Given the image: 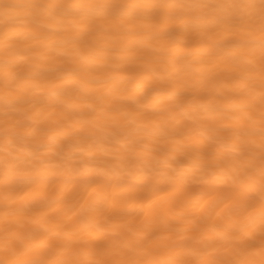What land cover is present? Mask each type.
I'll use <instances>...</instances> for the list:
<instances>
[{
    "label": "bare ground",
    "instance_id": "bare-ground-1",
    "mask_svg": "<svg viewBox=\"0 0 264 264\" xmlns=\"http://www.w3.org/2000/svg\"><path fill=\"white\" fill-rule=\"evenodd\" d=\"M0 264H264V0H0Z\"/></svg>",
    "mask_w": 264,
    "mask_h": 264
}]
</instances>
